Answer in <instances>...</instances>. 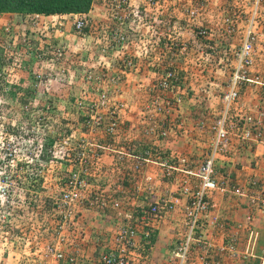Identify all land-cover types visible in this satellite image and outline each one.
Returning <instances> with one entry per match:
<instances>
[{"label":"rangeland","instance_id":"374dc122","mask_svg":"<svg viewBox=\"0 0 264 264\" xmlns=\"http://www.w3.org/2000/svg\"><path fill=\"white\" fill-rule=\"evenodd\" d=\"M154 2L145 3L146 16L132 24L135 31L123 51L135 66L119 83L106 81L122 67L121 54L102 52L106 33L101 29L112 21L101 0H93L82 33L74 27L82 15H0V264H43L46 247L57 242L61 249L76 252L79 264H96L101 239L125 223V213L136 212L125 199L129 194L113 188L126 182L121 171L129 172L131 164L130 158L118 160L117 152L155 154L152 143L180 139L187 145L183 150L191 143L198 151L191 154L196 171L210 153L209 127L223 109L235 54L248 28L255 33V66L247 75L264 83V0ZM201 31L206 34L201 36ZM167 72L174 75L168 90L158 86ZM242 104L251 109L239 112ZM254 110L264 124V87L244 83L230 114L243 117ZM112 121L118 127L110 135L107 124ZM97 144H109L115 152H101L98 162H80L77 155L86 156ZM160 153V158L167 157L165 150ZM168 161L173 167L177 160ZM84 165L88 173L81 199L67 215L61 195L69 191L71 174ZM250 166L258 169L255 162ZM164 172L162 181L172 176ZM190 178L196 180L190 188H197L198 179ZM130 180L129 185L144 191L137 194L142 209L158 200L144 190L143 182ZM255 183L257 191L264 187L256 178ZM183 196L177 197L186 206ZM113 200L120 208L112 209ZM146 231L148 239L141 235ZM156 233L140 228L144 248ZM183 235L175 238L174 252Z\"/></svg>","mask_w":264,"mask_h":264},{"label":"built area","instance_id":"2783aa9c","mask_svg":"<svg viewBox=\"0 0 264 264\" xmlns=\"http://www.w3.org/2000/svg\"><path fill=\"white\" fill-rule=\"evenodd\" d=\"M106 7L108 15L111 17L112 26L103 27L101 30L106 34L105 43L102 48V52L108 55L109 52H118L121 54L119 57V63L122 69L106 81L108 83H119L122 76L126 71L131 70L135 66V61L126 54L123 50L128 49L129 34L135 30L132 24L136 22L135 19H140L141 15L146 16L145 3L155 4V0H101ZM143 7L144 9H141ZM255 15V13H254ZM253 15V16H254ZM40 17L39 15H35ZM44 16V15H43ZM80 16V15H78ZM255 17V16H254ZM87 21L85 15L78 18L74 27L77 33H82L87 27ZM201 36L206 34L205 31L199 33ZM254 31L248 28L245 31L244 39L235 54V59L232 67V73L227 84L226 91L223 96V109L219 115L209 127L210 132L213 135L211 142L210 153L206 157L203 164L193 173L189 172V176H194L198 179V187L193 189L190 187H183L182 194L188 198L187 204L184 207V213L186 218V231L184 238L179 247L173 254L172 264H190L192 247L194 244H199L204 251H208L211 245L203 240L202 229V217L208 215L214 208V204L210 199V193L218 191L221 186L215 180V165L218 157H225L228 154L230 146V138L235 135L241 142H254L263 143L262 129L263 123L261 114L256 110L252 114L247 116L234 115L231 116L230 112L233 105L240 99V86L244 83L258 84L264 87L263 82H257L248 78L247 73L251 68L255 66V49L253 46ZM58 52L56 56H60ZM88 80L93 77H87ZM174 75L171 72H167L162 82L159 83L161 89L168 90L171 88L170 83L174 81ZM102 99L106 97L102 93ZM235 110V109H234ZM118 124L116 121H112L107 124V132L113 135L117 129ZM95 150H89V153L85 156L84 153H79L78 159L80 162H87L91 159L94 162L101 160V152L110 151L115 152L114 149L108 144L103 146L101 144L91 145ZM120 156L118 160L124 161L125 158H130L131 164L128 166L129 172L127 177L132 180L141 181L144 183L145 191L151 192V183L153 177L147 175L145 168L148 163L151 162L150 151H145L141 154H130L117 152ZM85 157V158H84ZM171 159V158H170ZM127 160V159H126ZM169 160V159H167ZM184 162V159L181 160ZM86 164V163H85ZM166 169V176L171 175L172 167L167 162L161 164ZM88 173V166L84 165L83 169L78 172H73L68 181L69 191L63 192L60 198L62 207L67 210L70 215V210L74 203L80 201V191L85 186L83 178ZM125 174V175H126ZM252 182L250 185H255ZM259 199L255 201L261 206L264 214V187L260 186ZM60 204V205H61ZM175 203L166 201L164 199H158L152 205H149L147 209H142L139 213H125L123 220L125 223L118 227L117 231L108 239V241L102 244V250L99 254L96 264H132L133 250L137 245V236L139 235L140 228L155 229L158 220L165 214L173 210ZM120 208V203L116 200L112 201V209ZM66 218V215H63ZM149 232L143 233L144 238H149ZM59 242L56 245H49L43 252V264H79L78 256L76 252H68L61 249ZM221 251L230 256L237 254V242L231 237L227 240V243L221 248Z\"/></svg>","mask_w":264,"mask_h":264},{"label":"crops","instance_id":"0c3cea01","mask_svg":"<svg viewBox=\"0 0 264 264\" xmlns=\"http://www.w3.org/2000/svg\"><path fill=\"white\" fill-rule=\"evenodd\" d=\"M6 15L15 17L18 14ZM57 16L65 17L67 15H41L40 17ZM250 109L249 104H242L239 112H247ZM151 145L155 146L156 151L155 154H151L153 165L147 166L145 170L153 177V182L150 185L152 191L147 193L154 194L157 199H163L164 197L176 205H174V210L170 214L165 215L157 223L155 227L157 233L150 247L144 248L145 245H142L143 240H140L139 236L142 235V238H144L143 234L137 236L132 264H163V262L172 264V261H167L173 258L175 252L172 250V246L177 242L175 238L176 240L182 238L184 234L182 227L185 222L182 214L184 212L183 206H185L184 199L177 196H183L182 187H190L189 183L194 184L196 181L188 175L189 172H195V168L192 166L194 161H191V154L196 149L190 143L188 149H184L185 152L183 147L185 148L187 145H183L180 139L178 141L168 139L164 144L158 141L156 144L152 143ZM163 150H165L167 157H161V159L159 154ZM179 156H183L181 159L185 158L186 162L184 164L180 163ZM112 158L115 157L112 156ZM170 158L177 160L175 166L172 167V176L162 181L163 172L166 173V170L161 164L168 163L167 159ZM254 162L258 165V169L250 166V163L252 165ZM215 171V180L221 186V189L210 193L209 196L214 208L208 215L202 217L201 229L203 240L210 244L212 249L206 252L202 250L199 244H194L190 264H252L254 262L264 264V214L259 202L255 201V199H259L257 197L259 191L250 185L255 182V178L260 182H264L261 181L264 179V144L241 142L238 137L232 135L228 154L225 157H218ZM121 176L126 178V182L120 183L116 187L114 185L113 188L119 194H129L130 197L127 196L125 199L131 201L128 204L134 205L133 208L135 209L133 211L139 213L142 210L140 206L142 204L139 202L140 195L137 194L144 193V191H141L139 186H136L135 189L127 183L131 180L127 177L128 174L125 175L124 169L121 171ZM112 235L110 234L109 237L106 236V238L101 239L102 244L106 243ZM231 237L236 240L238 246L237 254L234 256L220 252ZM87 263L91 264L90 260Z\"/></svg>","mask_w":264,"mask_h":264},{"label":"trees","instance_id":"16d2710c","mask_svg":"<svg viewBox=\"0 0 264 264\" xmlns=\"http://www.w3.org/2000/svg\"><path fill=\"white\" fill-rule=\"evenodd\" d=\"M92 2L93 0H0V15H86Z\"/></svg>","mask_w":264,"mask_h":264}]
</instances>
